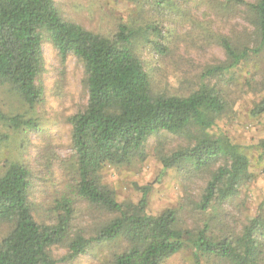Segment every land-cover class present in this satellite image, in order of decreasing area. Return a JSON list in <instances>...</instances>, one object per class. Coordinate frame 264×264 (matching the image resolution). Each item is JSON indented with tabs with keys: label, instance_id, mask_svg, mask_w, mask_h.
<instances>
[{
	"label": "trees",
	"instance_id": "trees-1",
	"mask_svg": "<svg viewBox=\"0 0 264 264\" xmlns=\"http://www.w3.org/2000/svg\"><path fill=\"white\" fill-rule=\"evenodd\" d=\"M241 7L250 16L259 45L239 48L232 37L218 35L227 62L209 68L196 90L177 95L154 89L137 53L135 29L123 24L113 36H106L66 20L55 0H0V88L22 104L33 107L41 102L44 41L53 44L63 59L75 55L84 65L88 103L69 119L74 190L90 214L106 218L87 237L85 229L75 230L78 210L73 199L65 198L58 202L53 221L39 222L33 214L31 172L23 163L9 162L0 176V222L11 228L0 241V264H58L51 251L54 246L66 245L77 257L93 242L123 244L105 264H163L187 247L196 264L203 258L219 264H264V216L255 214L239 226L220 212L253 179L250 159L229 135L210 133L229 105L224 90L207 79L264 47V0L213 4L225 15ZM155 47L167 51L157 41ZM252 112L264 113V98ZM33 124L0 106V125L18 129ZM162 133L187 140L167 152L159 138L155 150L164 170L176 168L183 174L185 194L177 207L152 213V184L135 183L140 199L121 202L104 183L103 171L145 161L149 140ZM261 147L264 151V139ZM198 179L204 184L198 185ZM189 220L196 224L189 225Z\"/></svg>",
	"mask_w": 264,
	"mask_h": 264
},
{
	"label": "rangeland",
	"instance_id": "rangeland-1",
	"mask_svg": "<svg viewBox=\"0 0 264 264\" xmlns=\"http://www.w3.org/2000/svg\"><path fill=\"white\" fill-rule=\"evenodd\" d=\"M253 1V0H248ZM63 17L89 30L113 36L120 25H127L139 34L137 53L148 71L156 91L187 95L196 90L206 71L227 62L218 35L233 38L236 46L257 47L260 40L253 34L245 7L223 14L213 8L215 0H55ZM157 28L154 30L153 28ZM167 47L159 52L155 42ZM44 65L39 82L44 87L41 102L33 107L0 88V106L11 115L30 119L34 126L21 128L0 125V176L7 163L18 161L31 172L33 214L39 222L55 218L59 201L70 198L78 210L75 230L85 229L87 237L105 221L100 214H90L88 204L76 195V176L72 166L73 147L70 117L83 111L88 103L85 87V68L75 55L63 59L49 41L43 43ZM217 83L228 101V110L216 118L210 133L229 135L241 146L251 162L253 179L241 193L222 206V218H229L240 226L248 217L264 216V113L252 111L264 98V47L259 54L207 79ZM163 140L168 152L187 143L183 137L162 133L152 137L147 145L148 157L123 168L106 167L103 181L114 189L121 202H137L141 192L138 185L152 184L149 210L160 213L165 208L177 207L185 194V179L176 168L163 169L156 155L157 141ZM204 180L198 179V185ZM200 216V215H199ZM201 217V216H200ZM196 224L189 220V225ZM0 222V241L10 230ZM121 243L93 242L89 249L72 257L66 245L54 246L52 255L58 264H105ZM202 264H219L217 259H202ZM163 264H196L192 249L183 251Z\"/></svg>",
	"mask_w": 264,
	"mask_h": 264
}]
</instances>
